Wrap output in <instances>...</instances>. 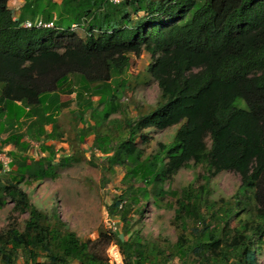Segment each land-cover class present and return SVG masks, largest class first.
<instances>
[{
  "label": "trees",
  "instance_id": "16d2710c",
  "mask_svg": "<svg viewBox=\"0 0 264 264\" xmlns=\"http://www.w3.org/2000/svg\"><path fill=\"white\" fill-rule=\"evenodd\" d=\"M10 1L0 0V122L19 120L24 112L16 104L21 103L39 109L43 124L52 121L56 130V114L70 103H49L43 96L64 89L71 95V78L81 77L80 119L94 109L93 98L104 111L103 118L94 116L93 126H84L81 142L96 130L93 147L108 155L103 169L124 167L126 189L108 208L120 231L102 230L97 240L82 241L57 215L49 220L20 187L45 179L56 153L30 165L25 158L14 160L16 172L0 174V209L11 199L29 218L23 232L12 226L0 236V264H110L111 244L126 264H259L258 256H264V0H47L46 6L43 0H25L24 11L54 24L40 29L25 28L24 16L15 19ZM143 52L152 55L148 71L163 101L137 120L124 119V127L120 122L113 143L97 130L122 111L129 84L123 76L131 56ZM239 100L244 107L236 105ZM173 126L180 127L172 143H159L156 154L144 157L137 136L145 141V130ZM1 131L0 124V154L9 145L28 152L22 134L2 139ZM95 157L92 151L90 162ZM198 166L206 170L200 189L171 188L182 169ZM225 171L239 174L242 184L234 203L216 208L206 188ZM152 199L156 207L174 209L176 243L165 246L136 229Z\"/></svg>",
  "mask_w": 264,
  "mask_h": 264
},
{
  "label": "rangeland",
  "instance_id": "374dc122",
  "mask_svg": "<svg viewBox=\"0 0 264 264\" xmlns=\"http://www.w3.org/2000/svg\"><path fill=\"white\" fill-rule=\"evenodd\" d=\"M77 32L82 36L84 35L82 30H77ZM153 62L152 55L148 52H143L140 56H131V65L123 76L129 84L121 99L122 111L106 120L103 126L97 130L98 135L109 134L110 137L114 138L113 143L117 142L115 128L120 122L124 127V119L137 120L139 114L153 110L163 101L161 89L148 71ZM83 97L88 96L83 95ZM92 101L94 109L88 111L82 116V119L68 113L62 118V129L66 134V139L62 142L64 150H69L75 142V136L79 132L78 127L82 128L87 124L93 126L98 116L100 119L103 118L104 111L102 106L98 105V98H93ZM236 105L244 107L245 102L239 100ZM94 116L97 117L94 118ZM179 127L173 126L162 131L153 128L147 129L141 134L145 136V141L137 136L136 144L144 152V157L154 155L158 152L159 143H172ZM95 132L96 130L93 128L87 136L93 135ZM126 136L128 137L127 133ZM50 140L54 139L46 138L47 143ZM55 141L60 140L55 138ZM57 145L60 146V142ZM77 145L80 147H77ZM77 145L74 149L72 148V153L75 152L73 156L79 159V162L63 165L59 159L65 155L60 154V158H57L59 156L56 154L53 166L47 170L45 179L38 181L30 179L24 181L20 187L28 194L31 203L47 215L49 220L54 222V215H57L66 227L75 232L82 241L88 239L94 241L98 239L102 230L120 231V222L117 218H112L109 215L108 208L113 200L126 189L123 183L126 169L115 167L112 172L104 170L103 166L107 167L108 165V155L102 154L95 147L90 148L84 141L78 142ZM34 146L36 147L35 143ZM37 148L40 154L38 157L42 153L49 157L50 153L48 151L45 152L42 147ZM90 151L96 154L95 160L91 162ZM32 155L34 154L32 153ZM19 156L22 157L20 154ZM38 157L32 156L31 159L41 160ZM29 162L34 163L35 161L29 160ZM205 173L206 170L202 166L193 169H182L171 181V188L183 189L193 186L195 189H200L201 185L204 184L202 176ZM241 184L242 179L239 174L225 171L214 177L206 189H210L209 198L216 202L217 208L221 204H225L226 201L234 203V197ZM166 187H169V183ZM153 201V199L150 201L145 216L140 220L136 229H142V234L149 240L166 243L165 246L176 243L178 231L172 225L174 209L156 207L153 205ZM28 218V213H21L15 207L14 202L8 199V204L0 209V236L12 226L23 232ZM236 226L237 220L232 219L229 227L234 229ZM113 249L118 251L120 260L123 264H126L119 247L114 244L109 245L106 250L109 263L119 264L118 259L113 256ZM258 261L259 264H264V256H258ZM176 263H178V260L171 264Z\"/></svg>",
  "mask_w": 264,
  "mask_h": 264
},
{
  "label": "crops",
  "instance_id": "0c3cea01",
  "mask_svg": "<svg viewBox=\"0 0 264 264\" xmlns=\"http://www.w3.org/2000/svg\"><path fill=\"white\" fill-rule=\"evenodd\" d=\"M44 6H46V1L43 0ZM57 4H61L62 0H53ZM25 0H11L9 3V7L13 10L15 19H19L22 16H24V21H35L37 19H41V15L37 17H33L31 13H28V11H24V6H25ZM127 73V71H126ZM125 73V74H126ZM71 88L73 90V94H67V89H64L60 93H55V94H49V95H44L43 100L48 101L49 103H70L69 107L63 108L60 112H58L55 116L59 127L54 130L52 121L50 124L45 121V124H43L42 119L40 118L39 114L40 111L39 109H34L30 110V108L25 107L21 105V103H17L16 108L24 112V114L19 118V120H16L13 123H8L7 120L4 118L0 124L3 128V132L1 131V138L5 139L8 137L9 133L10 134H22L25 137V142L28 143V152H21L17 150L13 145H9L4 149V153L0 154V174H5V172H10L13 170V172L18 169L17 165L14 164L15 161H23V158L27 160V164L30 165L31 162L29 160L33 161H38L40 159H31L32 156L38 157L40 155L38 153V148L37 147H42L43 150L48 151L51 154V150H53L57 156V158H60V154H64V157H69L73 156L72 153V148L78 144V142H81L82 136H83V128L84 127H78V131L76 136H75V142L72 144V146L69 148V150H64V145H63V140L66 139V134H64L63 129H62V118L68 113V114H73L76 118L80 119V114L83 111V108L80 107L79 101L76 98L77 92H80L81 90V85H82V79L79 76H75L71 78ZM60 95V97H59ZM78 103V104H77ZM30 114V117L28 116ZM12 115V109L10 116ZM45 118L48 119V114H45ZM50 118V117H49ZM12 124V125H11ZM89 125V124H87ZM28 133V135H27ZM55 135L56 138L60 135L58 138L60 141V146L57 145V141L50 140L49 143L46 142V135ZM94 134L86 136L84 143H87L89 147H93V142H94ZM34 143L36 144V147L34 146ZM85 145V144H84ZM83 146V145H82ZM77 147H80L77 145ZM11 150V151H9ZM59 150V151H57ZM41 152V151H40ZM91 152V151H90ZM10 153V154H9ZM32 153L34 155H32ZM42 153V152H41ZM92 153V152H91ZM22 155V157L19 156ZM50 156V155H49ZM45 153H42L40 157L38 158H46ZM57 160V159H56ZM14 164V166H13Z\"/></svg>",
  "mask_w": 264,
  "mask_h": 264
},
{
  "label": "built area",
  "instance_id": "2783aa9c",
  "mask_svg": "<svg viewBox=\"0 0 264 264\" xmlns=\"http://www.w3.org/2000/svg\"><path fill=\"white\" fill-rule=\"evenodd\" d=\"M109 1L110 3H113V4H120L122 2H124L125 0H107ZM23 26L25 28H28V29H33V28H37V29H40V28H53L54 27V24L53 22H44L42 19H37L35 21H26ZM75 30L78 28L76 25L73 27ZM123 264V262H122Z\"/></svg>",
  "mask_w": 264,
  "mask_h": 264
},
{
  "label": "bare ground",
  "instance_id": "6f19581e",
  "mask_svg": "<svg viewBox=\"0 0 264 264\" xmlns=\"http://www.w3.org/2000/svg\"><path fill=\"white\" fill-rule=\"evenodd\" d=\"M112 253H113V256L116 257V258L118 259V260H117L118 263H119V264H122V261L120 260V255H119L118 251H116L115 249H113V252H112ZM120 262H121V263H120Z\"/></svg>",
  "mask_w": 264,
  "mask_h": 264
}]
</instances>
